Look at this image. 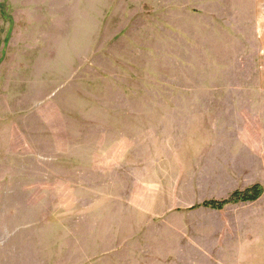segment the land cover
Instances as JSON below:
<instances>
[{
    "label": "rangeland",
    "instance_id": "1",
    "mask_svg": "<svg viewBox=\"0 0 264 264\" xmlns=\"http://www.w3.org/2000/svg\"><path fill=\"white\" fill-rule=\"evenodd\" d=\"M262 163L264 0H0V264H237Z\"/></svg>",
    "mask_w": 264,
    "mask_h": 264
},
{
    "label": "crops",
    "instance_id": "2",
    "mask_svg": "<svg viewBox=\"0 0 264 264\" xmlns=\"http://www.w3.org/2000/svg\"><path fill=\"white\" fill-rule=\"evenodd\" d=\"M261 171L262 179L259 180V183L257 184L261 185L263 193L256 201L229 204L224 206L222 210L218 211L222 212L223 210L231 208L245 210L246 212L249 211V213L243 217V219L246 220H243L244 223L239 226L240 234H237L240 238L237 241L238 245L242 248L238 252L237 261H235L237 264H264V163H262ZM227 197H229V195ZM244 215L245 214L242 213L236 216ZM241 253L244 256L239 258Z\"/></svg>",
    "mask_w": 264,
    "mask_h": 264
},
{
    "label": "trees",
    "instance_id": "3",
    "mask_svg": "<svg viewBox=\"0 0 264 264\" xmlns=\"http://www.w3.org/2000/svg\"><path fill=\"white\" fill-rule=\"evenodd\" d=\"M261 194V187L254 185L253 187L246 189L244 191H235L227 199L224 200H208L204 201L200 205H196L191 209H196L199 207L210 208L212 210H222L224 206L228 204H237L245 202L256 201Z\"/></svg>",
    "mask_w": 264,
    "mask_h": 264
}]
</instances>
